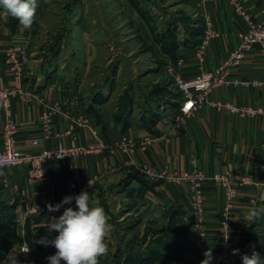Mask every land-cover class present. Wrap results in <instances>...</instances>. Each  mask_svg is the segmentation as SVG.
Returning <instances> with one entry per match:
<instances>
[{"label":"crops","instance_id":"obj_1","mask_svg":"<svg viewBox=\"0 0 264 264\" xmlns=\"http://www.w3.org/2000/svg\"><path fill=\"white\" fill-rule=\"evenodd\" d=\"M241 2L254 20H258L260 1ZM194 3L196 10L192 11V19L188 23L182 19L168 22L175 24L178 30L174 48L167 51L163 48L165 42H160V58L173 61L187 79L222 64L237 47L240 36L247 27V23L227 1L207 2L204 6H200L199 0H194ZM206 18L210 21L215 37L206 48L204 61L200 62L195 55V46L204 36ZM30 29H24L19 22L12 24L10 16L5 17L3 10L0 11V88L10 84L1 51L16 41L26 43L28 48ZM35 53L37 52L29 53L30 62L24 81L37 100L31 103L15 100L11 107L12 118L19 126L17 140L21 149L34 151L54 149L59 145H75L89 150L65 162H47L41 180L30 177L27 165L0 171V192L7 197L0 205L10 206V213L14 217L9 226L12 235L8 240L7 250L1 253V264H9L8 256L12 248L15 249L18 264H30V257L20 253V247L27 244L26 230L48 232L44 227H37L45 223L42 216L26 214L24 202L33 205L41 200L59 203L64 197L73 196L82 187L89 188L91 194L95 187L103 184H127V187L141 191L148 201L181 206L184 215L188 217V237L194 245L195 222L190 215L192 203L187 186L166 179L152 180L142 172L143 168L168 175L197 168L206 178L229 171L246 180L245 183H234L238 197L231 205L216 185L203 183L209 250L216 251L224 245L239 248L245 230L252 223L255 224V231L264 233V214L254 221L249 220L247 215L250 208L264 207V203L253 202L264 193V127L260 118H243L211 104H204L178 131L167 120L163 122V119L158 118L155 123H147L149 119L146 116H151L150 109L158 111L161 109L158 105L164 109L167 102L174 100L170 91L172 85H159L155 82L153 85L157 86L153 91L151 86L145 85L146 88H143V82L140 81L137 83L138 88H135L134 83L124 87L129 89L133 111L121 121L116 81L104 82L92 96H88L83 91L82 80L74 83L59 63L58 57L55 61H45L44 57L37 58ZM147 67L143 81L151 77L153 71L157 73L161 70V67L155 70H150L151 66ZM85 70L87 72L88 68ZM260 78L262 58L259 50L253 49L247 54L243 64L232 72L229 81L210 93L209 101L264 106V89L234 85L236 80ZM108 85L109 90L105 93ZM55 105L60 110L54 109ZM45 115L50 119L47 136L42 131ZM5 121L6 115L0 109V149L1 130ZM34 140H40L38 148L33 146ZM123 140L134 144L133 152L114 147ZM7 210L3 211L4 218ZM62 213L55 216L59 217ZM224 218H228L231 223L228 236L222 226ZM6 227L8 225L5 229Z\"/></svg>","mask_w":264,"mask_h":264},{"label":"rangeland","instance_id":"obj_2","mask_svg":"<svg viewBox=\"0 0 264 264\" xmlns=\"http://www.w3.org/2000/svg\"><path fill=\"white\" fill-rule=\"evenodd\" d=\"M37 3L29 53L35 51L37 58L44 57L45 61L58 57L74 83L82 80L83 91L88 96L112 80L116 81L119 101L125 99L123 94L129 96V89L124 88L129 84L134 83L138 88L137 83L142 81L143 88L151 86L154 91L155 82L170 83L174 100L167 102L164 109L158 105L161 109L155 110L157 117L162 120L179 104L175 77L167 70L168 65L176 64L160 58V42L176 43L178 30L168 22L182 19L188 23L196 10L194 0H37ZM147 66H151L150 70L159 67L161 70L153 71L143 81ZM6 198L0 192V202L4 203ZM89 202L91 206L103 207L114 225L106 241L108 253L100 257L99 264H201L203 261L190 237L184 235L188 223L181 206L148 201L141 191L127 184L97 186L89 194ZM11 235L10 227L0 226V247L8 246ZM25 235L30 248L29 263L49 264L47 257L54 255L56 249L37 241L45 236L53 239L58 233L49 235L27 229ZM253 248L264 259V233L254 230L244 234L239 246V264H242L241 256L251 255Z\"/></svg>","mask_w":264,"mask_h":264},{"label":"built area","instance_id":"obj_3","mask_svg":"<svg viewBox=\"0 0 264 264\" xmlns=\"http://www.w3.org/2000/svg\"><path fill=\"white\" fill-rule=\"evenodd\" d=\"M221 0H200V6H204L207 2H217ZM229 2L235 9L238 16L243 18L247 23L246 30L241 34L237 47L232 50L225 61L212 70L199 72L193 78H184L179 72L178 65H168L167 70L175 77L176 88L180 95L179 104L170 110L169 114L163 118V122L169 121L178 131L186 123L187 119L191 117L194 112L202 107L204 104H211L213 107L225 110L233 115L241 116L243 118H260L264 127V106L255 107L252 105H240L230 102H210L209 95L214 90L229 81V77L234 70L239 68L247 54L253 49H258L262 58V78L253 80H236L234 85L244 86L246 88H262L264 89V0L260 1V17L258 20L254 18L245 10L241 0H224ZM206 28L204 36L195 46V55L200 62L204 61L206 48L215 37V32L208 18H206ZM4 55L5 65L10 76V84L0 88V109L6 115V121L1 130L2 148L0 149V171L7 168L27 165L29 166V175L32 179L41 180L43 178L44 166L49 161L65 162L80 153L87 152V149H80L75 145L70 147L59 145L54 149H40L34 151H24L21 149L17 140L19 126L12 118L11 107L15 100L31 103L37 100L36 96L26 87L24 82L25 72L30 62V54L26 43L13 42L9 47L1 51ZM190 105V107H189ZM57 111L60 110L58 105L54 106ZM43 134L47 136L50 131V119L45 115L43 118ZM33 146L38 148L40 140H34ZM115 148L126 149L133 152L135 147L131 141L123 140L120 144H116ZM142 172L150 179H166L172 182L185 184L190 194L192 209L190 215L195 222V239L194 246L199 252L202 260L205 259L204 253L208 251L207 247V230L205 229V200L203 195V183L210 182L216 185L223 191L229 205L238 197L237 187L235 182L245 183V179H240L235 173L224 171L206 178L203 173L194 168L188 171L176 172L168 175L167 173H157L152 169L143 168ZM264 189V188H263ZM90 190L87 187H82L73 193V196L79 195L81 192ZM255 204H262L264 200L257 198L253 201ZM60 203V202H59ZM56 205L57 202L47 203L41 200L36 204H29L24 202L23 206L27 215L42 216L45 223L50 221L52 216L63 212L65 208L71 206L75 208V201L71 205H64L57 212H49L47 205ZM188 218V217H187ZM222 226L225 230V235H229L231 231V223L228 218L222 220ZM29 247L24 244L20 247ZM234 249H239L238 246L224 245L216 251H211L213 259L210 264H239V254H233ZM14 248L10 250L13 252ZM23 255H29V253Z\"/></svg>","mask_w":264,"mask_h":264},{"label":"clouds","instance_id":"obj_4","mask_svg":"<svg viewBox=\"0 0 264 264\" xmlns=\"http://www.w3.org/2000/svg\"><path fill=\"white\" fill-rule=\"evenodd\" d=\"M37 0H0V8L5 17L16 18L24 29H30L35 21ZM195 164V161H193ZM264 200V193L260 196ZM75 201V208L69 206L59 216H52L49 222L41 223L37 227H44L49 235L54 231L58 233L53 239L41 237L37 243L45 247L51 245L56 251L47 257L49 264H99V259L108 253L107 238L114 231V225L109 222V217L103 207L91 206L87 191L77 196H66L56 205L48 204L49 212H57L64 205H71ZM264 214V207L250 208L248 219L256 220ZM227 239V237L225 238ZM29 253L30 248L25 246L21 250ZM233 254H239V249H234ZM205 259L201 264H210L213 259L211 250L204 253ZM242 264H264L254 248L251 255L241 256ZM9 264H18L15 249L8 256Z\"/></svg>","mask_w":264,"mask_h":264},{"label":"trees","instance_id":"obj_5","mask_svg":"<svg viewBox=\"0 0 264 264\" xmlns=\"http://www.w3.org/2000/svg\"><path fill=\"white\" fill-rule=\"evenodd\" d=\"M11 22H12V24H17L19 21L16 19V18H11ZM174 44H175V42H172V43H170L169 45L168 44H164V46H163V48L165 49V50H169L170 51V46L172 47V48H174L173 46H174ZM25 82V81H24ZM124 96L123 97H125V99H121V101H119V103H118V114H119V116H121V118H119V119H121V121H122V118H125L126 116H129V115H131V113H132V109H133V105H132V101H131V99H130V97L129 96H127V95H125V94H123ZM170 102V101H169ZM149 113H150V115L151 116H146V117H148V121H147V123H155V120H157L158 119V117H157V113L153 110V109H150L149 110ZM155 115V116H154ZM124 123H125V125H127V123L124 121ZM5 209H8L7 210V215H6V217L4 218V213H3V211L5 210ZM10 210H11V208H10V206H2V219H1V222H0V226H3V227H5V226H7L8 225V227L11 225V223L13 222V216L11 215V213H10ZM187 226H188V229L184 232V235L185 236H189V233H190V229H189V225L187 224ZM254 227H255V224L254 223H252L246 230H245V232H244V234L247 232V231H254ZM29 232V231H28ZM244 236V235H243ZM5 250H7V246L6 245H1V247H0V253L1 252H3V251H5ZM2 256L3 255H1L0 254V259L2 258ZM155 257V256H154ZM153 259H156V258H152L151 260H153ZM133 263V262H132ZM133 264H136V263H133Z\"/></svg>","mask_w":264,"mask_h":264},{"label":"snow or ice","instance_id":"obj_6","mask_svg":"<svg viewBox=\"0 0 264 264\" xmlns=\"http://www.w3.org/2000/svg\"><path fill=\"white\" fill-rule=\"evenodd\" d=\"M189 107H190V105H189Z\"/></svg>","mask_w":264,"mask_h":264}]
</instances>
